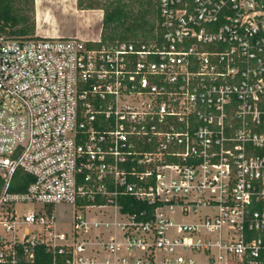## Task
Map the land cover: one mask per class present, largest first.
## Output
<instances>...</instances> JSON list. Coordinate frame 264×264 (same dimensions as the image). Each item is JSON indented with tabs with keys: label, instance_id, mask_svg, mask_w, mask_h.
Masks as SVG:
<instances>
[{
	"label": "built area",
	"instance_id": "built-area-1",
	"mask_svg": "<svg viewBox=\"0 0 264 264\" xmlns=\"http://www.w3.org/2000/svg\"><path fill=\"white\" fill-rule=\"evenodd\" d=\"M156 9L131 39L0 21V264H264V0Z\"/></svg>",
	"mask_w": 264,
	"mask_h": 264
},
{
	"label": "trees",
	"instance_id": "trees-1",
	"mask_svg": "<svg viewBox=\"0 0 264 264\" xmlns=\"http://www.w3.org/2000/svg\"><path fill=\"white\" fill-rule=\"evenodd\" d=\"M32 0H0L2 30L10 36H26L33 32V22L27 14ZM84 3V4H82ZM80 8L100 7V39H131L145 36L157 16L156 0H76ZM83 5V6H82ZM18 264H53L51 254L42 245L35 247L31 262ZM54 264H62L59 258Z\"/></svg>",
	"mask_w": 264,
	"mask_h": 264
},
{
	"label": "rangeland",
	"instance_id": "rangeland-1",
	"mask_svg": "<svg viewBox=\"0 0 264 264\" xmlns=\"http://www.w3.org/2000/svg\"><path fill=\"white\" fill-rule=\"evenodd\" d=\"M97 2L100 5L102 0H97ZM29 5H31V10H28L27 14L33 22L32 33L41 32L43 34V31H49L59 33L57 35L100 37L102 14L100 7L80 8L76 0H32ZM14 206L18 212H22L36 209L39 203L26 201L15 203ZM43 207L54 211L59 227H68L69 213L72 208L67 203L42 205L41 208Z\"/></svg>",
	"mask_w": 264,
	"mask_h": 264
},
{
	"label": "crops",
	"instance_id": "crops-1",
	"mask_svg": "<svg viewBox=\"0 0 264 264\" xmlns=\"http://www.w3.org/2000/svg\"><path fill=\"white\" fill-rule=\"evenodd\" d=\"M39 33H41V32H39ZM43 34H59V33H56V32H49V31H43L42 32ZM74 35V34H73ZM77 36V35H76ZM80 37V36H79ZM95 37H97V36H94L93 38H95ZM83 38H85V37H83ZM91 38V37H90Z\"/></svg>",
	"mask_w": 264,
	"mask_h": 264
}]
</instances>
